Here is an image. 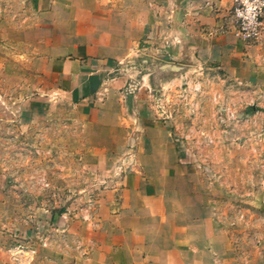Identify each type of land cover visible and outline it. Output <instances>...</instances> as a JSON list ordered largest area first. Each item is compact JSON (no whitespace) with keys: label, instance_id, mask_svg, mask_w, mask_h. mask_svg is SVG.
Segmentation results:
<instances>
[{"label":"rangeland","instance_id":"obj_1","mask_svg":"<svg viewBox=\"0 0 264 264\" xmlns=\"http://www.w3.org/2000/svg\"><path fill=\"white\" fill-rule=\"evenodd\" d=\"M66 2L0 0V264L74 262L103 195L117 193L140 161H154L138 150L149 147L145 126L161 122L185 137L231 233L237 228L245 246L260 251L264 88L192 68L201 64L164 62L148 38L149 57L112 68L102 96L71 95L53 69L54 55L67 49ZM100 81L91 84L99 89Z\"/></svg>","mask_w":264,"mask_h":264},{"label":"crops","instance_id":"obj_2","mask_svg":"<svg viewBox=\"0 0 264 264\" xmlns=\"http://www.w3.org/2000/svg\"><path fill=\"white\" fill-rule=\"evenodd\" d=\"M231 6V0L155 5L149 0H67V19L60 23L67 49L54 55L58 88L77 97L88 91L102 96L108 89L105 74L121 61L149 57L143 49L153 38L162 61L188 69L201 64L192 68L229 76L259 92L264 88V30L252 44L218 30ZM97 76L103 80L99 89L92 86ZM146 130L149 147L141 145L138 153L157 162L140 161L117 193L103 195L82 254L74 262L55 264H264V245L258 252L247 248L238 229L233 235L215 210L209 183L199 177L201 164L190 158L185 137L162 122ZM13 262L6 258L2 264Z\"/></svg>","mask_w":264,"mask_h":264},{"label":"built area","instance_id":"obj_3","mask_svg":"<svg viewBox=\"0 0 264 264\" xmlns=\"http://www.w3.org/2000/svg\"><path fill=\"white\" fill-rule=\"evenodd\" d=\"M263 28L264 0H232V6L224 16L218 30L222 32L230 31L243 43L252 44L260 41ZM28 252L32 256L36 253L34 248H29ZM32 260L33 258L30 261ZM28 264L31 263L28 262Z\"/></svg>","mask_w":264,"mask_h":264}]
</instances>
